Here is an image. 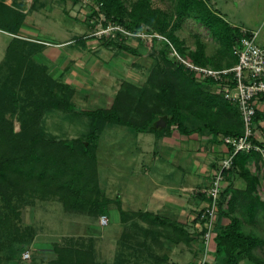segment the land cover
Instances as JSON below:
<instances>
[{"label": "trees", "instance_id": "16d2710c", "mask_svg": "<svg viewBox=\"0 0 264 264\" xmlns=\"http://www.w3.org/2000/svg\"><path fill=\"white\" fill-rule=\"evenodd\" d=\"M94 1L98 4V10H94L93 14L96 13L99 18L102 16L99 23L106 28L122 26L132 33L152 34L154 31L163 33L169 25L162 12L149 8L145 0H141L140 6H133L130 11H127L122 0ZM19 6L0 0V30L13 35L2 60L4 66H0V69L8 70V75L4 77L6 84L0 86V236L6 234L11 237L7 240L17 241L18 244L29 243L35 236L33 227L24 226L21 222V197L20 200L17 197L15 204L12 201L13 196L28 192L25 185L34 186L31 192L37 188L43 191V194L56 193L62 204L70 210L84 211L88 208L91 213L98 211L94 204V198L100 192L96 150L99 134L108 124L125 125L134 132H151L156 137L168 134L174 128L182 134H240L242 125L236 104L217 92L211 79L197 77L184 63L177 61L175 55H170L168 41L176 43L177 46L179 44L173 30L165 32V39L154 36L151 39L153 48L150 55L154 60L153 66L142 83L123 80L108 106L93 110L76 109L71 101L73 87L53 80L45 71L44 65H34L30 61L31 54L40 51L44 45L35 39L20 35L27 14L23 11L24 5ZM194 12L197 20L228 48L229 56L220 66L211 63L209 58L203 60V57H198L197 54H194L195 58L191 62L202 66L210 64L215 69L232 66L237 58L231 48L239 37V28L231 26L220 14L211 10L204 0H178L176 16L179 20L176 23H180L185 16ZM112 31H115L113 36H100L101 45L138 54L135 48L119 40L123 32L117 29ZM133 36L144 40L141 36ZM83 37L85 35L75 41L85 43ZM179 49L183 54V50ZM155 54H158L157 58L154 57ZM162 65H168L169 68L164 70ZM10 82L13 83L9 85ZM18 84L24 86L27 95L21 106H16L14 97ZM8 86H15L13 92L7 91ZM37 90H43L42 93H45L47 98L42 94L37 95ZM5 95L9 100H5ZM31 107H34V111L30 110ZM123 107L134 112V115L122 114ZM41 109H62L72 111L75 115L85 114L90 118V130L83 136L57 140L38 133L33 122V135L28 139L26 132H14L12 121L5 117L6 113L16 112L20 121H23L27 114H41ZM255 121L260 127V121H264V111L256 109ZM261 129L264 132V128ZM259 143L264 146V140ZM253 154L258 155L253 151L239 152L234 157L232 167L225 173V179L230 173H235L243 179L245 185L234 188L232 183L228 182L221 192L218 213L227 216L229 222L219 228L211 243L214 247L212 251L221 258L220 264H241L242 260L264 264V238L243 231L239 217L234 215L237 209L243 212V206L239 204L244 203L254 220L258 208L264 205L259 194L255 192L256 176L251 174L245 165V161ZM81 159L90 162L91 166L81 164ZM104 200L106 204L110 201L106 197ZM223 205H226L227 211ZM122 215L140 216L150 223H158L162 228H166V231L168 228H175L174 232L178 230L176 224L151 212H123ZM62 240L51 245L56 257L48 264H102L96 261L93 249L85 245L82 238L64 237ZM257 248L263 252L261 259L255 254ZM195 259L188 264H194ZM109 264L130 262H124L117 256L115 262Z\"/></svg>", "mask_w": 264, "mask_h": 264}, {"label": "rangeland", "instance_id": "374dc122", "mask_svg": "<svg viewBox=\"0 0 264 264\" xmlns=\"http://www.w3.org/2000/svg\"><path fill=\"white\" fill-rule=\"evenodd\" d=\"M145 1L148 2L149 8L160 10L169 23L163 33L154 31L152 34L156 33L158 36H153L158 39H165V34L169 30H173L178 38V46L166 39L173 46L172 48L169 44L171 56L173 49H177L176 51H179L177 52L178 55L190 62L195 58L194 54L203 57V60L209 58L211 63L216 64V66H220L228 60V48L217 36L211 33V30L197 20L195 12L185 16L180 23H176L179 20L176 16L178 0ZM204 1L211 10L220 13L222 18L230 25L239 26L241 29L262 27L261 34L264 33V0ZM12 2L11 5L19 6L23 4L24 7L27 3V9L25 7V10H27L25 11V14H27L26 19L29 17L28 21L32 20L34 22L37 35L51 42L44 45L40 51L31 54L30 61L34 65H44L45 71L53 80L64 82L73 87L74 93L71 96V101L76 109L93 110L108 106L119 91L123 80L142 83L147 72L153 66L154 60L150 55L153 46H151L149 36H145L144 40H139L135 36L128 35L127 37L126 34L119 36V40H123L138 51V54L135 55L126 50L100 44L99 38L101 35L113 36L115 31L107 30L99 23L102 16L99 18V15L93 14L94 10H98V4L94 0H13ZM122 2L127 11H130L135 5L139 7L141 0H122ZM30 4L32 10L29 9ZM38 5L42 7L40 8ZM99 14L102 13L99 12ZM81 35H85L83 40H88L89 48L87 50H82L79 47L80 43H74L75 46L69 45V42L57 44L66 41L65 39L68 38H80ZM11 38L12 36L9 33L0 30L1 67L4 66L2 60ZM31 40H33L32 37ZM83 40L81 39V41ZM75 47L78 50L73 53ZM179 48L183 50V54L180 53ZM70 49L72 57L69 60L71 61H67L66 64L63 59H58L55 55L59 51L68 52ZM63 57L65 56L63 55ZM154 57L157 58L158 54H155ZM62 66L64 68L68 66L70 70L60 76ZM162 66L164 70L169 68L168 65ZM203 66L212 67L210 64ZM7 75L8 70L0 69V86L6 84L4 77ZM12 83L10 82L9 85ZM14 87L8 86L7 91L13 92ZM47 91L49 93V90ZM42 92L43 90H37L36 94H42L46 99L47 95ZM6 95L8 94L6 93ZM6 95L3 96L5 100L8 99ZM14 97L16 98V106L24 104L23 99L27 95L23 85L18 84L15 87ZM33 109L34 107H31L30 110ZM41 110L42 113L39 115H25L23 121H20L16 112L13 114L6 113L5 117L12 121L14 132L24 131L27 133L28 139L33 135L34 123L37 126L36 131L38 133L57 140L83 136L90 130V118L85 114L75 115L72 111L62 109ZM130 111L127 107H123L122 114L126 116L134 115V112ZM23 124L25 126H22ZM133 133L134 131L128 126L108 124L99 134L96 157L98 191L100 192L94 198V204L98 207L97 212L91 213L88 208L84 211L70 210L62 204L56 193L43 194V191L37 188L31 192L34 186L30 185L24 186L28 189L27 193L25 191L21 196H13V204L17 201V197L18 200L21 197V222L24 226H32L35 236L29 243L18 244L17 241L7 240L11 239L10 236L1 235L0 264H48L56 257L51 245L55 242H62L64 237L82 238L86 243L85 245L93 249L94 258L99 263H114L117 256L121 257L122 250L116 248L119 244L117 238L121 229L119 223L121 220L119 189L123 183L128 181L129 169L122 165H126V158L130 159L135 156V147L137 148V144L140 143L134 141L136 137ZM169 152L167 150V153L160 154L165 160L166 157L170 160L172 154ZM162 162L165 168L171 169V165L167 160H162ZM82 163L91 166V163L87 160L81 159ZM245 165L250 173L252 172L251 174L256 176L255 192L259 194L260 200L264 203V169L260 164L259 154L249 156L245 161ZM162 174L165 178L167 176L165 174H168V172L164 171ZM172 175L174 180H177V175L183 176V174H180V170L173 171ZM126 194L127 191H125ZM105 197L110 200L107 204L104 200ZM223 206L224 209L227 208L226 205ZM239 206L244 207V203L239 204ZM243 207V212L238 209L234 211V215L238 216L241 221L243 231L258 235L263 239L264 205L262 204V207L258 208L254 220L251 218L248 207ZM102 215L107 217L108 224L102 225L100 223ZM197 227L201 237V226L198 222ZM26 251L29 253V257L23 258L22 255ZM262 253L260 248L255 250V254L259 259L263 257ZM179 259L186 260L185 263H190L192 255L187 252ZM241 264L255 263L242 260Z\"/></svg>", "mask_w": 264, "mask_h": 264}, {"label": "crops", "instance_id": "0c3cea01", "mask_svg": "<svg viewBox=\"0 0 264 264\" xmlns=\"http://www.w3.org/2000/svg\"><path fill=\"white\" fill-rule=\"evenodd\" d=\"M12 1L5 0L7 4L13 3ZM31 4L29 9H31ZM25 7L24 12L27 11ZM38 7L41 8L42 6L38 5ZM28 19L29 17L25 19L20 29V35L30 39L32 37L33 40L35 39L43 45L50 44V41L36 34L34 22L32 20L29 22ZM231 26L239 28L236 25L231 24ZM242 29L239 28V32ZM245 30H253L256 33V42L260 46H264V33L261 34L262 27L256 26ZM76 38L78 37L68 38L65 39L66 41L57 44L69 42L68 44L73 46L74 43H79L75 42ZM87 42L88 40L85 43H80L81 46L79 45V47L82 50H87L89 48ZM75 50L78 48L75 47L72 52H76ZM72 52L70 49L68 52L59 51L55 55L58 59H63L66 64L67 61H71L69 59L72 57L70 54ZM61 56L63 58H60ZM64 66H62L60 76L70 70L68 66L67 68ZM256 107L264 111V98L257 100ZM260 122L259 129L262 132L261 128H264V121ZM262 133L260 138L264 140V132ZM133 134L137 139L134 141L140 143L137 144V148L135 147V156L130 159L126 158L125 162L127 163L124 162L126 165H122L129 169L130 174L128 171V181L121 183L119 189L121 197V220L119 223L121 229L118 233L117 243L119 244L116 248L122 250L121 260L128 261L130 264L133 262L188 264L185 263L186 260L182 261L179 258L188 252L192 255L191 261H193L199 255L201 237L196 216L198 210L206 202L205 189L210 183L213 171L217 168L220 160L225 157L227 147L219 140L221 134L213 136L208 132L182 134L174 128L168 134L160 137H156L151 132H134ZM167 150L172 154L170 160L166 157L171 169L164 167L162 160H166L160 154L167 153ZM177 170H180V174L183 176L177 175V180H174L172 179V172ZM164 171L168 172L165 174L167 175L165 178L162 174ZM228 182L233 183L234 188L238 185H241L238 188L245 185L243 179L235 173L229 174L223 186H226ZM125 191H127V196ZM123 212L158 214L176 224L178 230L174 232L175 228H168L166 231V228H162L158 223H150L140 216L128 215L124 217ZM228 222L227 216L219 212L215 220L213 236L221 226ZM219 262L221 263V258L212 251L208 264H219Z\"/></svg>", "mask_w": 264, "mask_h": 264}, {"label": "built area", "instance_id": "2783aa9c", "mask_svg": "<svg viewBox=\"0 0 264 264\" xmlns=\"http://www.w3.org/2000/svg\"><path fill=\"white\" fill-rule=\"evenodd\" d=\"M107 30L117 29L126 35L158 36L156 33L137 32L132 33L122 26H109ZM170 44V43H169ZM173 48V46L170 44ZM172 55H175L177 61L184 63L192 70L197 77L208 78L213 82V87L220 92L224 98L236 104L241 119V132L238 135L221 134L219 140L227 147V153L218 163L213 171L210 183L205 189L206 202L198 210L197 222L201 226V247L199 255L194 264H208L209 256L212 252V236L215 232V220L219 210V201L225 181V173L232 165L234 157L239 152H256L260 156V164L264 169V146L260 138L263 134L256 121V102L264 97V46L256 42V33L245 29L240 30L239 37L232 45V53L237 61L230 67L215 69L208 66H202L181 58L176 49H173ZM108 221L105 215L100 217V223L106 224ZM28 258L26 251L22 255Z\"/></svg>", "mask_w": 264, "mask_h": 264}]
</instances>
